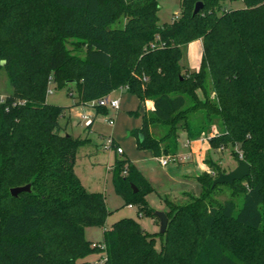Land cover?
<instances>
[{
  "label": "trees",
  "instance_id": "trees-1",
  "mask_svg": "<svg viewBox=\"0 0 264 264\" xmlns=\"http://www.w3.org/2000/svg\"><path fill=\"white\" fill-rule=\"evenodd\" d=\"M197 1L203 6L193 14ZM241 1L228 8L225 0H179V13L160 24L159 0H0V66L13 86L0 96V264H81L102 252L101 264H264V0ZM197 39L203 52L192 70L180 62L182 48ZM50 82L74 84L75 105L95 109L86 127L108 111L96 99L125 88L139 101L128 113L141 116L130 134L155 156L176 154L178 130L191 140L215 124L210 147L237 146L231 154L250 174L226 183L232 196L216 200L220 184L212 182L223 171L207 159L196 198L166 200L163 233L132 218L105 227V194L75 173L88 138L62 133L70 106L47 102ZM114 161L124 203L156 217L148 180L127 158ZM25 184L28 191L10 193ZM87 226L103 227L100 242L85 238Z\"/></svg>",
  "mask_w": 264,
  "mask_h": 264
},
{
  "label": "rangeland",
  "instance_id": "rangeland-1",
  "mask_svg": "<svg viewBox=\"0 0 264 264\" xmlns=\"http://www.w3.org/2000/svg\"><path fill=\"white\" fill-rule=\"evenodd\" d=\"M159 3L161 5L157 12L159 23L163 24L164 22H171V20L174 19V16L179 13V0H159ZM224 3L225 7L227 6L228 8L242 7L244 5L241 0L233 2L225 0ZM182 49L183 58L180 61L181 64L192 70L197 69L200 66L199 62L203 52L199 43L196 40H193ZM48 84L49 90L46 96L48 103L50 102L64 107L73 106L74 108L73 110L68 111L69 107H66L62 116L59 118L62 133H66L67 131L73 136L88 138V141L85 144H82L77 150L75 173L87 190L93 192L101 191L105 194L106 206L110 210V213L106 216L104 222L106 227H110L116 220L121 218H132L139 223L146 232L148 231L153 234L159 232L160 227L157 217H152L150 214H139L136 205L131 204L129 206L125 204L121 194L116 191L113 169L109 168L110 165H114L115 158H127L148 180L152 190L146 195V199L149 206L154 208V211H166L168 209V206H166L167 199L174 201L175 203H186L193 201V199L200 193L201 189L197 176L178 170L189 161L190 155L188 156V160L176 159V161H170L167 165H162L159 163L158 159L154 157V154L150 149L138 148L135 137L130 134V127L128 126L134 128L137 127L138 124L141 125V116L131 115L128 113V110L126 111L127 108H133L131 110H135L137 104L135 105L130 101L124 106L122 103L120 110H118L116 114L115 111H111L110 109H108L107 113L97 111L96 118L89 129L90 131H88L83 121L80 123L77 122L80 119L78 115L81 114V112H95V109L86 105H80L79 107L75 105L76 92L74 84L67 83L63 88L56 87L52 82ZM70 91L72 94H70ZM122 91L123 94L126 93V90ZM12 92L13 86L10 84L7 70L1 65L0 96L2 97L11 94ZM112 94L116 95V92H113ZM129 95L131 94L129 93ZM126 96L127 95H125V98ZM122 97L124 98V95ZM148 101L150 100L144 102V109H150L151 103ZM109 113L115 115V124L112 126L106 119V117H108L107 114ZM139 113H141V109L139 110ZM69 116H71V121L69 120L67 124L66 121ZM65 127L66 130H63ZM152 130L153 132H158L159 128L153 127ZM217 130L218 127L213 124L210 132H208L206 136L202 135L203 137L201 136L199 139L207 140L208 136L216 133ZM111 133L114 134L119 145L123 148V153H115L114 147L112 148L104 144ZM186 139V132L183 129L178 130L176 141V154L178 156L185 154L188 151L184 145ZM233 150L238 151V147L228 146L213 151L215 152L213 154V158H215L214 162L223 172L229 171L237 165V160L231 154V151ZM160 154L167 155L169 153L161 152ZM239 157L241 156L239 155ZM205 162L207 164L206 160ZM209 170L210 169L208 168V171ZM193 184H196V186ZM231 196L232 188L226 183L217 186L216 190L212 193V197L219 201H223L225 198H230ZM234 197L238 204L237 210H239L242 203V193H240V191L236 192ZM102 232V226H87L85 228V238L93 242H99L102 240ZM155 238H157V244L159 245L160 237L156 235ZM92 254L98 255L100 253H91L86 260H80V263L94 264L92 263L94 260V256H91ZM101 260H99V262ZM99 262H96V264Z\"/></svg>",
  "mask_w": 264,
  "mask_h": 264
},
{
  "label": "crops",
  "instance_id": "crops-1",
  "mask_svg": "<svg viewBox=\"0 0 264 264\" xmlns=\"http://www.w3.org/2000/svg\"><path fill=\"white\" fill-rule=\"evenodd\" d=\"M198 43H199V45H200V47H201V49L203 50V48H202V43H201V40L200 39H197L196 40ZM122 90H126L125 88H123V89H114V90H112L110 93H109V95L110 96H112V97H117V98H119V107L118 108H108V109H110L111 111L113 110V111H115V114H116V112L118 111V110H120V108H121V106H122V103H123V105L124 106H126V104L127 103H129L130 101L131 102H133L135 105L137 104V106H138V104H139V101H138V99H137V97H135L134 95H132L131 93V95H129V92L128 91H126V93H124L123 94V91ZM113 92H116V95H113L112 93ZM124 95V98H125V95H127L126 96V98L124 99L122 96ZM128 96H129V98H131V99H129L128 98ZM134 96V97H133ZM149 103H151L150 105H152V101L150 100V101H148ZM80 105H84V104H80ZM80 105H77V107H79ZM134 105V106H135ZM86 106H88V105H86ZM129 106V105H128ZM90 107H92V106H90ZM93 108V107H92ZM125 108H127V107H125ZM137 108V107H136ZM74 108H73V106L71 107H69V109H68V111H71V110H73ZM131 109H133V108H127L126 109V111L128 110H131ZM141 109V108H140ZM125 111V110H124ZM81 113H89L90 115H92V116H94L95 115V112H81ZM70 115V114H69ZM79 116V118H80V114L78 115ZM107 116L108 117H106V119L107 118H113L114 119V122L112 123V124H110L111 126L112 125H114L115 124V115L114 114H107ZM69 120L71 121V116H69V118L67 119V121H66V123L68 124V122H69ZM82 120L81 119H79L77 122L78 123H80ZM141 124V123H140ZM92 125V124H91ZM86 127V126H85ZM128 127H130L129 129L131 130L133 127H131V126H128ZM138 127H140V125L138 124V126L137 127H134V128H138ZM91 128V126H89V127H87V130L88 131H90L89 129ZM66 130V127L65 128H63V130ZM128 129V128H127ZM67 132V131H66ZM68 133H70V132H68ZM71 134V133H70ZM74 137H79V136H74ZM108 137H112L113 138V140H114V145H113V147H114V151H115V153H118L117 151H116V146H120L119 145V143H118V141L116 140V138L114 137V134L113 133H111V135L110 136H108ZM187 142H188V144H187ZM105 144V143H104ZM184 145L186 146V148H187V153H185V154H182V155H187V160H188V156L190 155V158H189V161L187 162V163H185L181 168H179L178 170H180V171H185V172H187V173H191V174H193V176H198L201 172H204V171H208V165L206 164V162H205V160L207 161V159H212L213 161H215V158H213V154L215 153V152H213V151H216V150H214V149H212L211 147H210V144H209V142H208V140H203V139H199V138H197V139H191V140H188V139H186L185 140V142H184ZM112 147V148H113ZM176 152H177V148H176ZM123 153V152H122ZM119 154V153H118ZM77 157V156H76ZM154 157H156L157 158V156H155L154 155ZM181 160H185V159H181ZM109 168L110 169H112L113 168V165H110L109 166ZM76 172V171H75ZM194 186H196V184H193ZM185 193V192H184ZM187 193V192H186ZM131 205V204H130ZM129 205V206H130ZM164 211V210H163ZM106 227V226H105ZM100 242V241H99ZM97 243V242H96ZM103 253H101V254H96V255H91V256H94V260H93V262L92 263H94V264H96V262H99V260H101V258H102V260L104 259L103 257H104V255H102ZM90 255H88L86 258H88ZM103 256V257H102ZM86 258L84 259V260H86ZM102 260L98 263V264H101V262H102Z\"/></svg>",
  "mask_w": 264,
  "mask_h": 264
},
{
  "label": "water",
  "instance_id": "water-1",
  "mask_svg": "<svg viewBox=\"0 0 264 264\" xmlns=\"http://www.w3.org/2000/svg\"><path fill=\"white\" fill-rule=\"evenodd\" d=\"M203 6V2L197 1L194 5L192 13L195 14L197 13ZM3 63V62H2ZM250 165L249 163L243 159L242 157H239L237 161L236 167L233 169L220 173L216 178H214L212 184H232L235 180H239L244 178L245 176L250 174ZM133 187V191H136L137 188L131 184ZM30 188V184H25V185H20V186H15L10 188V193L12 195H17L21 191H28ZM155 215L158 219L159 222V233H163L167 227V215L165 211H155Z\"/></svg>",
  "mask_w": 264,
  "mask_h": 264
},
{
  "label": "built area",
  "instance_id": "built-area-1",
  "mask_svg": "<svg viewBox=\"0 0 264 264\" xmlns=\"http://www.w3.org/2000/svg\"><path fill=\"white\" fill-rule=\"evenodd\" d=\"M177 15V14H176ZM175 15V16H176ZM117 89H123V87H119ZM96 104L100 105V106H105L107 108H118L119 107V98L117 97H112L109 94L103 95L101 97H98L95 101ZM92 115H90L89 113H81L80 114V119L83 121L84 125L86 126L88 123L91 122L92 120ZM107 122L109 124H112L114 122L113 118H107ZM188 144V142H187ZM105 145L113 147L114 145V140L112 137H108L106 139ZM116 151L118 153H122L123 152V148L121 146H116ZM187 155H180L178 156L177 154H160V156H157V159L159 161V163H161L162 165H167L170 161H176V159H186ZM99 248H103L104 244L100 243ZM105 258V257H104Z\"/></svg>",
  "mask_w": 264,
  "mask_h": 264
}]
</instances>
